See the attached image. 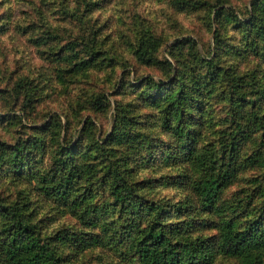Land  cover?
<instances>
[{"label": "rangeland", "instance_id": "rangeland-1", "mask_svg": "<svg viewBox=\"0 0 264 264\" xmlns=\"http://www.w3.org/2000/svg\"><path fill=\"white\" fill-rule=\"evenodd\" d=\"M239 2L134 0L104 20L123 0H0V239L14 208L59 264H142L159 218L205 244L199 264H241L218 223L264 224V0ZM232 138L237 171L204 207L201 158ZM67 173L64 197L43 190Z\"/></svg>", "mask_w": 264, "mask_h": 264}, {"label": "trees", "instance_id": "trees-1", "mask_svg": "<svg viewBox=\"0 0 264 264\" xmlns=\"http://www.w3.org/2000/svg\"><path fill=\"white\" fill-rule=\"evenodd\" d=\"M262 9L264 11V6ZM231 140L229 144L223 143L218 154L208 152L201 158L202 173L193 180L192 186L204 207L213 205L237 171L235 157L238 140ZM71 178L72 174H62L57 180L44 182L42 188L46 193L64 197ZM112 191L114 199L120 204L138 202V198L131 201L130 186L126 187L117 181L112 186ZM11 215L0 239L3 263L59 264V256L52 239L43 236L34 222L23 219L14 208L11 209ZM164 225L161 219L154 218L136 241L135 251L142 264H199L209 258L205 244L173 239ZM218 229V250L238 257L241 264H260L264 257V224L259 218L252 219L244 226H236L232 220L222 219L218 223Z\"/></svg>", "mask_w": 264, "mask_h": 264}, {"label": "clouds", "instance_id": "clouds-1", "mask_svg": "<svg viewBox=\"0 0 264 264\" xmlns=\"http://www.w3.org/2000/svg\"><path fill=\"white\" fill-rule=\"evenodd\" d=\"M133 2H134V0H123V3H121L119 5L113 4L108 9V11H106L105 13H103V19L104 20H107L109 16L115 15L116 16V19L119 20L121 18L120 15L118 14L120 9H124V10L132 9V11L134 12L135 9L132 8ZM136 2H139V0H136ZM246 2H247V0H243V2H239L237 4L238 9L242 11L243 8L245 7V3ZM153 3L155 4L156 11H159L163 7V5H161L159 3H156V0H153ZM11 7H14V5H8V4H6V5H4L3 8H0V12L5 11L8 8H11ZM101 15H102L101 12H99V11L98 12H95L93 14V19H95L96 17H100ZM150 18L151 19H156L155 14H153ZM241 19H243V17H241ZM229 34H231V33H229ZM210 35H211V33H209V36ZM169 59H171V57H169ZM2 60H3V58L0 57V62H2ZM173 63H174V61H173Z\"/></svg>", "mask_w": 264, "mask_h": 264}]
</instances>
